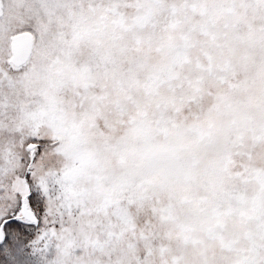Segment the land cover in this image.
<instances>
[{
    "label": "snow or ice",
    "instance_id": "1",
    "mask_svg": "<svg viewBox=\"0 0 264 264\" xmlns=\"http://www.w3.org/2000/svg\"><path fill=\"white\" fill-rule=\"evenodd\" d=\"M0 264H264V0H0Z\"/></svg>",
    "mask_w": 264,
    "mask_h": 264
}]
</instances>
